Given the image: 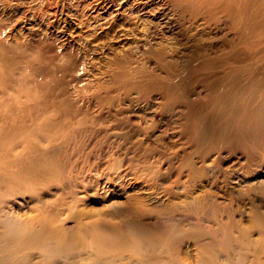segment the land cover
<instances>
[{
  "label": "bare ground",
  "instance_id": "6f19581e",
  "mask_svg": "<svg viewBox=\"0 0 264 264\" xmlns=\"http://www.w3.org/2000/svg\"><path fill=\"white\" fill-rule=\"evenodd\" d=\"M95 7V25L87 15L76 22L80 31L90 34V39H85L89 41L78 50L85 61L89 57L94 60L89 61L90 68L99 71L104 81L86 89L90 101L85 107L81 92L67 91L61 84L50 87L45 91V105L35 110L33 118L47 113L53 102L55 109L58 104L69 106L64 115L67 121L74 120L80 133L118 154L116 166L100 171L104 187L119 182L133 188L140 179L152 183L143 185L152 193L188 187L189 201L176 207L198 221L191 225L194 236L208 234L225 248L239 241L260 254L264 211L250 190L261 185L264 174L260 171L264 160V0H100ZM8 55L23 63L21 50L0 41V65L8 61ZM48 67L44 62L40 75L47 76L44 70ZM132 93L136 98L129 99V110L123 116L122 106L114 103L120 94ZM137 101L148 111L136 112ZM104 113L107 120L102 117ZM131 113L134 118H130ZM157 114L164 116L161 125L154 124ZM165 118L173 119L171 127ZM105 122L114 128L111 137H97L94 126ZM167 129L172 131L165 139ZM163 148L171 153V160L161 168L157 153ZM246 182L250 183L246 190L236 191L226 204L216 201L223 189L233 192V184L244 188ZM194 189L200 192L195 194ZM244 203L251 208L252 223L247 227L239 226L236 219ZM3 211L0 247L5 252L34 242L44 254L59 253L58 249L69 253L72 259L63 264L79 262L75 257L85 245L80 235L63 239L58 232L47 234L44 225L43 233H34L25 228L26 222L13 208ZM223 218L218 226L209 225ZM182 227L181 220L170 219L160 235L180 234ZM250 229L259 233V241L249 239ZM109 234H91L94 237L89 246L98 256L110 249L127 250L141 256L139 264H160L156 258L145 259L144 254L147 247L163 249L160 239L134 240L115 230ZM215 254V250H208L201 263H215ZM6 262L5 256L0 258V264Z\"/></svg>",
  "mask_w": 264,
  "mask_h": 264
},
{
  "label": "rangeland",
  "instance_id": "374dc122",
  "mask_svg": "<svg viewBox=\"0 0 264 264\" xmlns=\"http://www.w3.org/2000/svg\"><path fill=\"white\" fill-rule=\"evenodd\" d=\"M55 1L0 0V41L13 46L14 50H21L23 60L22 64L17 63L8 55V61L0 65V219L3 218V210L11 207L31 232L43 233L44 225L47 234L58 232L63 239L80 235L85 245L75 257L79 261L76 264H139L141 256L136 253L110 249L103 256H98L95 248L89 246L94 237L91 234L110 235L109 231L113 230L134 240L160 239L163 249L152 246L145 248L144 252L145 259L156 258L160 264H202L208 250L216 251L213 264H264V247L258 254L239 241L234 243V247L225 248L212 241L208 234L193 235L191 225L198 224V221L176 207V204L189 201L188 187L183 191L172 189L163 192L157 189L152 193L143 188V185L152 183L142 182L143 179L133 188L119 182L106 183L108 187H104V180L99 175L110 171L111 165L116 166L114 159L118 154L99 147L93 138L88 139V134L80 133L74 120L67 121L64 115L69 106L65 108L64 104H58L55 109L53 102L47 113L38 114L36 120L33 118L35 110L45 105V91L50 87L61 84L67 91L81 92L85 107L90 101L86 89L104 81L99 71L90 68L89 61L94 60L89 57V61H85L78 50L89 41L85 39H90V34L80 31L76 23L78 17L87 15V18L91 17L90 24L95 25V4L100 0H58L54 7ZM83 5H87L85 9H81ZM81 11L86 14L82 15ZM120 45L121 48L123 43ZM43 61L49 66L44 70L45 77L40 75ZM119 97L120 100L114 104L122 106L124 116L129 110L126 104L136 95L120 94ZM140 102L137 101L136 112L143 114L148 110ZM70 104L73 107L71 100ZM148 104L151 101L148 100ZM102 117L107 120L106 113ZM134 117L131 113L130 118ZM163 117L155 115L154 124L161 125ZM165 119L168 125L173 124L172 118ZM141 123L146 125L143 121ZM94 129H98L97 137L104 138L111 137L110 131L114 128L105 122L98 128L94 126ZM167 131L165 139L171 136L172 130ZM157 154L161 168L170 165L166 161L171 160V153L163 148ZM263 161L261 173H264ZM47 162L49 168L46 169ZM138 174L144 176L143 172ZM261 176V185L253 187L250 194L259 209L264 211V174ZM249 184L246 182L244 188L233 184V192L223 189L217 193L216 201L226 204L236 191L246 190ZM194 191L195 194L200 192ZM249 208L248 204H242L240 215L236 217L239 226L247 227L252 223ZM174 218L181 220L183 232L161 236L164 226ZM224 221L225 218L217 219L209 225L218 226ZM2 226L0 223V233L4 231ZM247 234L250 240L259 241L256 230L250 229ZM9 250L0 249V258L5 256L6 264H16L21 260L25 264H63L72 259L63 249H58L59 253L44 254L34 242Z\"/></svg>",
  "mask_w": 264,
  "mask_h": 264
}]
</instances>
